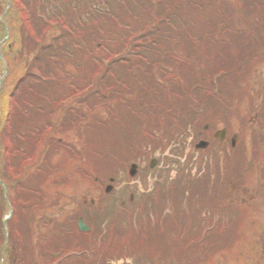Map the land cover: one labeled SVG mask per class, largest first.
<instances>
[{"label":"rangeland","instance_id":"1","mask_svg":"<svg viewBox=\"0 0 264 264\" xmlns=\"http://www.w3.org/2000/svg\"><path fill=\"white\" fill-rule=\"evenodd\" d=\"M42 1L46 2L43 18L49 17L54 20L51 25L44 24L43 26L42 23L43 29H47L42 35L45 44H48L50 38L54 35L61 32L69 33L70 26L61 28L59 22L55 21L57 18L64 20L67 25L79 24L82 21L85 24L84 29L83 27L79 28L82 32L81 35L84 36L83 40H79L77 35L73 34L75 40H79L78 48L82 52L75 51L77 54L75 55L66 47L70 52L62 51L59 58V61L64 65L63 69L69 70L77 79L75 82L77 91L80 90L78 92L80 103L82 105L84 103L85 106L89 103L91 105V108L83 105L84 108L97 111L101 109L99 104L97 105V102L101 100L99 96L111 95L117 97L121 91L120 96L123 97L125 88L128 92H131L129 104H134L135 108L144 105L141 89H134L132 83L141 75L144 76L146 82L148 70L146 69L141 72V75H138L137 68L132 67L135 69V73H130L126 69L127 65L124 64L123 60L129 56L128 51L131 52L136 48L133 47V43L131 46L127 44L125 52H122L123 48H120V46L124 45L125 36L123 32L127 28L123 29V25L119 26L117 22L114 24V20L108 18V15L104 16L103 12L98 10L102 9L106 2H100L99 6L97 0ZM171 1L172 3L179 2V0ZM163 2L166 11L168 8L166 4L169 3V0H163ZM92 5H95V7L91 8ZM89 7L91 10L88 9ZM183 13H185V10H183ZM138 14L140 15V10H138ZM0 19L3 21V17H0ZM140 20L141 18H137L128 20L126 23L133 25L139 21L137 25H140ZM104 31L105 35H101V32ZM114 31H117L118 35ZM137 33L138 35L143 34L140 30ZM4 40V38L0 40V45ZM71 40L72 38H69L68 44ZM84 51L86 52L84 53ZM5 56V51L0 49V89L7 75L11 78L18 77V66L16 64L12 68L6 66ZM129 58L135 60L136 55H131ZM75 61H77L79 67L81 65V68L74 67L75 69H72ZM158 64L157 62L154 66L155 71H158L156 69ZM167 69L171 71L170 68L167 67ZM62 71L61 74L64 75ZM257 73L264 75L262 71H257ZM164 74L157 76L159 81L163 76L165 80ZM169 76L166 75L167 78ZM70 78L72 79V76ZM2 79L4 80L1 81ZM125 82L127 85L123 84ZM263 83L264 79H261L257 84L252 85L253 93L261 88ZM57 88L59 91L60 88ZM10 90L9 88V93ZM85 90L87 92L92 91V93L87 99L81 101ZM68 92L71 94L70 90ZM157 93L158 91H154V94ZM263 93L264 91H261L260 95ZM56 94L58 92H52V95ZM2 96L5 100L6 94L4 92ZM122 97L117 100L119 105L116 106V101L112 102L114 100L110 99L111 101H107L105 107L118 110L119 120L129 121ZM249 98L248 92L246 90L242 91L238 100L234 96L228 105L225 104L222 110H219L220 113L223 112L222 115L224 116L212 117L215 120L211 123H215V125L226 123L236 131L238 130L236 140L241 145L238 146L239 143H237L232 154L229 153V148L222 149L221 146H215L213 143L212 147L204 151L194 149L195 143L200 144L199 139H197L198 143L195 141L198 133L202 130V123L194 126L192 122L188 134L189 139L193 142L188 139L185 147L180 145L176 151L174 150L172 156H170L171 151H167V161H170L168 167H165L164 163L158 162L156 158L158 156L151 150L148 142L149 146L143 149L144 152L140 157L141 163L138 165L136 175L132 178L127 173L129 165L126 166L123 162L110 165L105 163L103 156L101 162L96 161V165L91 164L92 167H97V169H91L89 180H85V177L80 176L79 170L80 167H83L84 159L83 156H80L79 151L87 145L86 138H82L83 142H75L74 144L70 142L68 136L66 137L67 133H64L62 135L63 140H57L58 146L62 148L55 145L50 146L45 156H39L40 159L42 158L41 160L38 159L40 147L37 145L36 153L31 152V156H26V164L21 163L16 168L15 172L18 178L14 185L11 188L10 185H7L4 190V196L8 195L9 199L13 200L15 214L12 218L13 230L9 229L11 232L9 241L7 240L8 230L5 228L6 241H4L1 251L0 264H12L14 259H18V257L20 258V264H80L73 262L79 261L80 257L63 256V253H60L59 250L49 253L45 251L47 247L53 244L63 246L69 239L74 244L84 241L86 245L87 243L93 245L92 248L96 249L97 252L103 249L102 251L107 252L109 257L114 258L113 261H109V257L103 255L100 259H97L99 264H264V134H256L257 136H255L253 142H250L252 135L245 131V127L249 124L248 120L251 119L254 113L264 114V99L253 97L250 100ZM0 107H2L1 102ZM77 107L78 110H81L79 106ZM1 111L0 109V128L3 126ZM105 124L111 126L113 123L106 120ZM134 127L137 130L136 126ZM97 130L98 133L101 131L100 129ZM116 130L115 126L111 132ZM110 133H101L102 140L100 143H104L106 147L108 146L104 142V137L114 136L119 138L116 132L114 134ZM193 133L195 135L194 139L192 138ZM74 134L79 137L81 131ZM133 134L131 133L132 136ZM201 137L203 136H199V138ZM205 139L207 138L205 137ZM173 141L184 143L186 138L184 136L178 138L176 134ZM211 141L215 142L216 140ZM198 146L196 145V147ZM54 150L57 151L54 152ZM120 150L122 151V148ZM124 156L127 158L126 154ZM151 158L157 159V163L153 168H149ZM89 162L91 163L90 160ZM35 163L39 164V169L32 166L36 165ZM188 166H192L191 170L187 175L183 173V178H179L181 176L180 172L189 169ZM218 167L220 168L221 177L216 179ZM236 172L240 174L238 177ZM233 173L237 180L241 182L237 183L235 180V183H237L235 191H228L231 189V187H228L229 181L234 180ZM164 174H169V177H171L169 181L174 182V184L178 182V179L185 180L186 177L187 180L191 179L192 182H181L187 184L184 187L186 193L185 189L181 190L183 186L179 183L169 185L167 190L162 189L164 199L158 200L155 198L153 207H149L153 208L152 214L147 212L154 217H152V221L156 222L153 224L150 217L144 213L139 214L133 218L136 228L128 232V227L132 225V222L129 223L130 217H127L128 214L120 206H126L125 199L128 198L130 191L136 195H141L142 190H144V194H148V191L143 187L156 181V179H158L159 184L162 183L165 181L161 179ZM13 175L15 174L11 176L13 177ZM111 176L114 177L115 182L112 183L113 185L110 184V191L104 193L103 189L109 184ZM98 179L103 182V188L100 190ZM22 186H25L31 192L21 195L18 188ZM190 188L192 196H187L188 199H186L185 195L190 192ZM140 199L142 201L146 200L144 196H140ZM147 200H149V197H147ZM24 201L27 203L25 204ZM34 203L36 206L31 207V204ZM149 203L150 201H148V205ZM110 205H112L111 209L109 208ZM202 205H205V208ZM9 209V215L6 216V219L13 213V208L10 207ZM80 216L87 220L88 225L91 226V231L76 230V219ZM69 217L72 220L77 218L74 221H68ZM202 218L204 220L200 221V224L203 229L200 228V225H191L197 219ZM142 221L150 222L148 228H150L151 233L148 229L142 228L144 225L140 224ZM158 225L161 226L160 229L157 228ZM196 230L202 231L201 234H204L201 239L203 242L202 244H191L189 246ZM132 231L134 233L130 234ZM239 232L242 236L246 234L242 243L239 242L241 245L234 243L236 241L234 238ZM137 233L140 235L138 238L134 237ZM207 236V240L213 239L214 242L207 241ZM224 236L226 243L222 247L220 240ZM230 244H232V248L225 250V247ZM34 246H37V249H33ZM9 248H11V251L8 253ZM126 248L131 249V251L128 252ZM216 248L221 251L219 249L215 251ZM206 250L207 252H205ZM33 254L36 259L28 260L27 257L33 256Z\"/></svg>","mask_w":264,"mask_h":264},{"label":"trees","instance_id":"2","mask_svg":"<svg viewBox=\"0 0 264 264\" xmlns=\"http://www.w3.org/2000/svg\"><path fill=\"white\" fill-rule=\"evenodd\" d=\"M96 2L99 6L100 2H106L107 7H104V11L108 18L114 20V24L117 22L119 26L123 25V29L127 28L123 32L124 45L120 46L123 48L122 52H125L127 44L131 46L133 43V47L136 48L127 52L130 53L128 57L123 53L126 69L130 73H135L133 68H137L138 75L148 70L146 82L141 75L132 83L134 89L145 91V94H142L144 105L140 108L129 104L131 92L125 88L123 97L120 96L121 91L117 97L98 95L101 100L97 105L99 104L101 109L86 110L85 104L83 103V106L80 103L78 95L80 90L77 91L75 82L77 79L69 70H64L63 63L59 61L62 51H71L75 55H77L75 51L82 52L78 46L79 40H83L84 36L81 35L79 28H85L84 22L81 20L79 24L67 25L64 20L59 19L61 28L70 26L69 33L61 32L54 35L50 38V42L45 44L42 35L47 29H43V26L51 25V19L42 16L44 14L42 0H0V17H3V21L0 19V40L5 39L0 49L5 51L6 66L12 68L16 64L19 69L18 77L11 78L7 75L5 80H1L4 81L0 89L3 122L0 128V256L6 241L5 228L8 230L9 241L11 238L9 229L13 230L12 218L15 214L13 200L9 199L8 195L4 196L5 187L10 185L11 188L14 185L18 178L16 168L21 163L26 164L25 158L31 156V152L36 153L37 145L40 147L38 159L41 160L40 157L45 156L50 146L59 147L57 140H63L64 133H67L66 137L68 136L67 138L74 144L83 142L82 138H86L87 145L79 151L84 159L79 173L80 176L85 177V180H89L91 169H97L91 164L96 165V161L101 162L102 156L105 158V163L110 165L122 162L126 165L130 158L142 156L143 149L149 146L148 142L152 151L163 150L174 135L186 130L192 122L194 126L201 123L203 126L209 122L215 125L211 123L215 120L212 117L224 116L219 110H222L225 104L228 105L234 96L238 100L244 90L248 92L250 100L253 97L264 99V93L260 95L261 91H264V83L253 93L251 89L253 83L250 82L255 71L264 69V0H179L180 3H172L169 0L166 11L163 0H97ZM94 7L95 5H92L91 8ZM137 18H141L140 25H137L139 21L133 25L126 23ZM138 30L143 34L138 35ZM114 32L118 35L117 31ZM73 34H76L79 40L76 41ZM69 38L72 40L68 44ZM134 52H136L135 60L129 58L131 55L134 56ZM157 62L158 71H155L154 66ZM74 67L81 68V65L79 67L75 61L72 69H75ZM163 73H165V85L164 76L161 81L157 78ZM166 75L170 76L167 78ZM57 87L60 88L59 91ZM151 88H155L154 91L158 92L162 89V95H153ZM55 91L58 94L52 95ZM3 92L6 94L5 100L2 96ZM91 93L92 91L85 90L81 101L87 99ZM121 97L129 121L119 120L118 110L105 107L110 99L114 100L112 102L116 101V106L119 105L117 100ZM77 106L82 111L78 110ZM85 107L91 108L90 103ZM106 120L114 125L108 126L105 124ZM115 126L117 130L111 132ZM97 129L105 134L116 132L119 138L104 137V142L108 146L106 147L104 143H100L102 137ZM77 131H81L79 137L77 134L73 135ZM252 131L251 142L256 134H264V114L261 113L256 117V125L253 126ZM131 133H134L133 136ZM240 145L239 142L238 146ZM35 164L32 166L39 169V164ZM217 169L216 179H219L221 172L219 167ZM12 174L15 175L12 177ZM180 174L182 175V171ZM236 174L237 177L240 175L239 172ZM97 182L98 186L103 183L101 179ZM18 190L21 195L31 192L25 186ZM33 205L36 206L34 203L31 207ZM10 207L13 208V213L6 219ZM71 217L68 221L72 220ZM140 224H144L142 228L150 232L149 221H142ZM191 225H200V219ZM133 228H136L134 223L128 227V232ZM201 232L198 230L194 232L189 246L202 244L201 239L204 234ZM139 236L137 233L134 237ZM245 237L246 234L242 236L239 232L234 238L236 240L234 243H242ZM207 241L214 242L213 239ZM220 241L224 247L225 236ZM65 243L63 246L50 245L45 251L49 253L59 250L63 256L80 257L79 261H73L80 264H99L97 259L103 255L108 256L107 252L102 251L103 249L97 252L92 248L93 245L88 243L86 245L84 241H79L75 247L70 239ZM231 248L232 244L225 247V250ZM33 249H37V246ZM218 249L216 248L215 251ZM126 250L131 251L128 248ZM9 251L11 248L8 249V253ZM33 258L36 259L34 254L27 257L28 260ZM108 260L113 261L114 258L109 257ZM19 261L18 257L12 264H20Z\"/></svg>","mask_w":264,"mask_h":264},{"label":"water","instance_id":"3","mask_svg":"<svg viewBox=\"0 0 264 264\" xmlns=\"http://www.w3.org/2000/svg\"><path fill=\"white\" fill-rule=\"evenodd\" d=\"M133 173H134V166L131 168V174H133ZM108 190H109V187L107 188V191H108ZM78 225H79V227H80L81 230H86V229H88V227L85 226V225L83 224V222H82L81 219L79 220Z\"/></svg>","mask_w":264,"mask_h":264}]
</instances>
